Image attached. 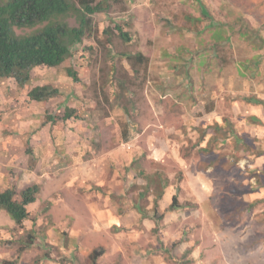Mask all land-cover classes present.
<instances>
[{"label":"rangeland","instance_id":"374dc122","mask_svg":"<svg viewBox=\"0 0 264 264\" xmlns=\"http://www.w3.org/2000/svg\"><path fill=\"white\" fill-rule=\"evenodd\" d=\"M109 3L61 65L0 78V190L40 187L21 227L0 210V262L91 264L103 247L96 264H264V48L213 40L238 15L264 38V0ZM42 85L60 96L29 100ZM65 108L78 118L46 120ZM224 120L227 139L203 136ZM141 172L165 184L157 225Z\"/></svg>","mask_w":264,"mask_h":264},{"label":"trees","instance_id":"16d2710c","mask_svg":"<svg viewBox=\"0 0 264 264\" xmlns=\"http://www.w3.org/2000/svg\"><path fill=\"white\" fill-rule=\"evenodd\" d=\"M110 0H0V78H11L18 86H25L30 81V72L37 67L53 68L61 65L70 55V49L80 44L84 38L93 33V15L107 13ZM73 21V24L70 23ZM213 33L214 44L224 42L229 35L236 34L246 42L252 50L264 48V38L258 28L252 26L243 16H236L227 25L217 23ZM17 30L22 31L20 34ZM103 33L109 37L115 33L123 42H129L130 37L124 26L113 23L111 28H104ZM229 34V35H228ZM179 50L165 51L164 55L173 57ZM128 59L134 60V65L147 60L140 53ZM67 75L77 82V73L67 69ZM60 96V91L50 85L35 86L27 92L29 100L46 102ZM75 116V110L65 108L61 117L48 114L46 120L52 124L65 122ZM228 121L222 124L207 125L202 134H211L210 141L228 138ZM146 181L141 195L151 192L152 214L155 224L163 219V213L158 211V200L163 196L164 181L157 179L154 190L150 186L155 178L143 175ZM40 187L32 184L23 189L5 188L0 190V210H3L17 227H21L28 218V206L37 200ZM239 204H242L240 202ZM243 205H248L244 203ZM181 205L175 195L172 196L168 211ZM251 206V205H248ZM34 237L28 234L18 252L25 251L33 244ZM104 253L103 247H98L90 253L91 264ZM0 264H16V261L3 260Z\"/></svg>","mask_w":264,"mask_h":264}]
</instances>
